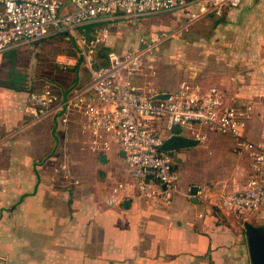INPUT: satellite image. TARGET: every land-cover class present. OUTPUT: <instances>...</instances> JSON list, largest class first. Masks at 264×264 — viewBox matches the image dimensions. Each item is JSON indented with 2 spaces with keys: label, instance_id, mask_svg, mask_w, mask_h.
Listing matches in <instances>:
<instances>
[{
  "label": "crops",
  "instance_id": "1",
  "mask_svg": "<svg viewBox=\"0 0 264 264\" xmlns=\"http://www.w3.org/2000/svg\"><path fill=\"white\" fill-rule=\"evenodd\" d=\"M215 34L217 78L232 89L215 86L226 92L229 104L253 106L245 135L264 143V0H242L239 7L226 9L216 22ZM11 50L0 60H6ZM89 79V74L83 81L75 73L72 81H61L63 86L54 89L65 99ZM136 82L144 87L137 78ZM4 84L0 83L2 264H252L242 224L264 226V205L252 212L228 214L215 203L224 192L247 188L251 158L237 154L233 136L215 139L207 159L188 167L190 176L180 173V169L188 171L183 165L186 159L176 161L178 189L167 207L152 208L133 198L132 191L114 193L118 183L131 181L118 148L86 162L78 152L70 160L79 173L72 170L70 181L84 186L63 189L58 183L69 128L59 125L58 111L34 122L27 111L30 91ZM78 119L72 123L78 125ZM80 163L90 170L80 173ZM95 168L100 174L93 173ZM92 174L101 204L79 194L81 188L94 191L85 181ZM193 186L207 187L210 198L193 197ZM116 196L121 200L118 204L112 202ZM127 199L131 205L125 207Z\"/></svg>",
  "mask_w": 264,
  "mask_h": 264
},
{
  "label": "built area",
  "instance_id": "2",
  "mask_svg": "<svg viewBox=\"0 0 264 264\" xmlns=\"http://www.w3.org/2000/svg\"><path fill=\"white\" fill-rule=\"evenodd\" d=\"M241 3L242 0H0V54L60 32L74 37L89 81L65 99L46 84L30 92L27 111L34 122L60 112L58 122L64 130L79 117L76 121L83 149L107 154L118 148L123 153L131 181L118 183L114 193L132 191L133 198L152 208L169 206L178 189L175 158L172 151L161 149L176 126L182 128L183 136L200 143L209 136L199 126L233 136L237 154L246 153L251 158L247 188L238 193L224 192L215 203L228 214L248 213L264 203V143L253 142L245 135L253 106L244 102L229 104L226 92L217 86L203 88L199 83L184 82L178 90L166 91L170 93L167 99L154 98L160 92L151 86H138L137 76L145 69L154 70L150 55L165 40L156 30L144 31L138 38L139 47L123 52L112 50L101 62L97 60L99 47L112 35L106 23L178 11H185L187 20L194 23L209 15L222 16L226 9ZM85 25L96 27L86 34L77 32ZM78 60L60 56L58 64L69 70L77 67ZM198 188V196L210 198L207 187ZM120 201L116 196L112 202Z\"/></svg>",
  "mask_w": 264,
  "mask_h": 264
},
{
  "label": "rangeland",
  "instance_id": "3",
  "mask_svg": "<svg viewBox=\"0 0 264 264\" xmlns=\"http://www.w3.org/2000/svg\"><path fill=\"white\" fill-rule=\"evenodd\" d=\"M218 19L219 17L209 15L199 21L190 23L185 15L169 12L139 19L121 20L120 23L116 24V27L112 28L113 36L108 41L107 46L120 52L129 48L139 47L140 44L137 38L144 31L158 30L165 36V40L150 55L151 58H154L152 61L154 70L145 69L137 76L140 85L151 86L155 91H175L185 82L188 84L199 83L203 88H209L215 85L222 86L229 91L232 88H229V86L226 87L217 78L219 77V70L216 68L215 53L218 47H216L215 31ZM95 27L93 25L78 27L77 32L86 34ZM69 34V32H60L49 35L34 44L26 43L14 46L13 49L11 48L10 55L5 57L6 60H0V83H12L24 87L33 85L35 90L42 88L46 84L60 88L63 86V82L61 81L65 83L72 81L75 73L80 80L84 81V78H87L89 73L83 59L78 57L77 42ZM3 54L5 52L1 53L0 56ZM60 56L72 57L77 60L80 58L77 68L72 66L69 70L62 69L58 64ZM97 60L101 62L102 57L98 55ZM66 91L68 93L71 92L69 88ZM197 128L209 132L208 140L172 151V155L178 163H182L186 159L183 165L186 166L188 171L180 169L181 175L184 174L185 177L192 174L189 173L191 170L188 168L191 164L202 163L203 160L207 159L215 139L227 137L223 133L207 130L205 126H199ZM78 133L79 127L77 123L73 122L69 128L68 139L65 141L67 145L65 147L68 148L63 151L62 156L66 168L62 169V181L58 184L63 189H69L77 185H80V187L84 186V183L77 184L73 183V180L70 181L71 171L74 169L78 171L76 164L74 167L71 165L70 158H77L78 152H82L80 156H83L84 162H86L92 157L96 158L97 155L89 150L83 149ZM123 161L127 169L124 158ZM80 165L82 166L80 173L84 174L87 170H90L88 165L87 167L83 163H80ZM93 173L95 175L100 174V171L95 168L93 169ZM88 178L85 177V181L89 180L88 182L94 191L92 189L91 191H87L81 188L79 194L82 198H91V201H94L95 204H101L103 198L96 192L95 177L92 174L91 178ZM242 225L245 230L244 224Z\"/></svg>",
  "mask_w": 264,
  "mask_h": 264
},
{
  "label": "water",
  "instance_id": "4",
  "mask_svg": "<svg viewBox=\"0 0 264 264\" xmlns=\"http://www.w3.org/2000/svg\"><path fill=\"white\" fill-rule=\"evenodd\" d=\"M170 93L160 92L154 96L156 99H167ZM182 128L176 126L174 128V134L167 138L162 146V150L175 151L183 147H188L199 143L197 140L183 136L181 134ZM101 159H106L105 155L101 156ZM198 186L191 188V195L196 197L198 195ZM131 205V200L127 199L124 201V206L128 207ZM245 232L248 239V245L250 250L252 264H264V226H256L249 221L244 222Z\"/></svg>",
  "mask_w": 264,
  "mask_h": 264
},
{
  "label": "trees",
  "instance_id": "5",
  "mask_svg": "<svg viewBox=\"0 0 264 264\" xmlns=\"http://www.w3.org/2000/svg\"><path fill=\"white\" fill-rule=\"evenodd\" d=\"M176 14H183V15H185L186 16V18H187V13L185 12V11H178V12H175ZM211 16H214V15H211ZM224 16V14L222 15V16H219V18H221V17H223ZM216 17H218V16H216ZM133 19H135V18H133ZM132 19V20H133ZM122 20H126V19H122ZM121 22V20H119V21H116V22H113V23H111V24H109V23H106V25L107 26H110V28H111V30H112V28L113 27H116L117 25V23H120ZM156 31H158V30H156ZM112 36L113 35H111L110 37H109V39H108V41H110L111 40V38H112ZM139 38V37H138ZM138 38H137V41H138ZM43 40V39H42ZM41 41V40H40ZM107 41V43H105V44H103V45H101L100 47H99V52H98V55L100 56V57H105V55L109 52V51H112V50H116V49H114V48H112V47H109V46H107V44L109 43ZM36 42H38V41H36ZM35 42H33V44H34ZM101 51V52H100ZM102 52H104V53H102ZM118 52H120V51H118ZM121 52H123V51H121ZM6 87H9V88H14V89H16V90H28V91H30V92H32L33 90H34V86L32 85V86H29V87H24V86H18V85H15V84H4Z\"/></svg>",
  "mask_w": 264,
  "mask_h": 264
}]
</instances>
